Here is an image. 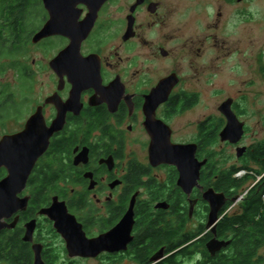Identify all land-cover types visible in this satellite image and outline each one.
<instances>
[{"label":"flooded vegetation","instance_id":"obj_1","mask_svg":"<svg viewBox=\"0 0 264 264\" xmlns=\"http://www.w3.org/2000/svg\"><path fill=\"white\" fill-rule=\"evenodd\" d=\"M249 1L71 0L70 27L45 36L39 35L51 16L44 0L27 8L29 37L16 42L0 39V77L14 70L21 81L17 89L0 81V140L22 131L37 113L48 126L62 116L65 122L52 135L19 195L29 198L27 208L6 220L12 224L19 218L14 227L0 232V244L17 235L32 254L30 264L35 260L34 245L42 244L44 261L53 264L54 253L41 233L43 223L50 222L55 234L62 235L54 221L40 211L51 206L55 197L66 203L86 236L95 238L124 218L136 195L132 240L126 249L70 257L101 262L107 258L114 264H204L210 257L228 252L232 235L223 233V220L247 213L253 193L264 188V107L250 112L229 97L233 111L244 123V134L237 143L221 140L228 121L221 105L219 119L205 117L189 123L195 130L186 135L187 140L175 139L184 132L182 121L178 127L175 122L200 104L202 89L209 88L211 76L225 71L227 32L234 20L241 22L248 13ZM155 91L157 95L149 99ZM149 119L167 124L173 142L197 143V158L208 159L199 184L190 192L178 184L180 173L175 165L152 164ZM12 124L20 128L11 129ZM217 139L235 147L240 165L221 167L215 148L211 144L208 150L202 148L203 142ZM239 148H244L241 156ZM237 166L240 169L234 177L241 186L228 192L217 190L220 175ZM205 171L211 185L202 182ZM7 175V169L1 168L0 180ZM39 185H55L47 189L45 200L37 195ZM209 188L226 196L214 225L216 232L207 227L211 205L204 193ZM41 201L44 203L39 206ZM147 219L148 234L142 230ZM33 220V238L26 241L27 224ZM161 230L169 231L171 239L167 236L158 246L153 245L154 235ZM212 238L230 243L212 255L207 247ZM142 242L148 244L146 257L140 255ZM160 250L162 257L153 262ZM263 252L264 241L256 248L261 264Z\"/></svg>","mask_w":264,"mask_h":264},{"label":"water","instance_id":"obj_2","mask_svg":"<svg viewBox=\"0 0 264 264\" xmlns=\"http://www.w3.org/2000/svg\"><path fill=\"white\" fill-rule=\"evenodd\" d=\"M70 1L44 0L51 17L39 36L58 32L59 28L70 27L68 25L72 18L68 10L71 6ZM155 95H157L156 91L149 95V99L154 98ZM232 103L233 99L228 98L220 106V110L228 120L220 136L222 141L237 143L244 134V123L233 111ZM64 122V116H62L48 126L43 117L37 113L28 119L22 131L7 134L0 140V169L4 167L8 171V175L0 180V232L5 228L14 227L19 219L18 216L12 224L7 223L6 220L18 211L27 208L29 198H21L19 195L25 190L28 178L37 161L47 151L52 135L63 128ZM148 130L151 135L149 150L152 164L175 165L180 173L178 184L182 185L186 192H190L194 185L199 184L202 167L208 161V159L199 160L197 158L198 144L173 142L171 128L161 120L149 119ZM243 151L244 148H239L238 156H241ZM225 197L224 193L217 192L214 188H209L204 193V198L211 205L207 227H212L214 232H216L214 225L218 220V213L225 202ZM136 198L135 195L127 214L112 230L95 238L86 236L82 224L78 222L75 215L69 212L66 203L58 200V197L54 198L51 206L42 208L40 214H45L54 221L55 228L66 240L70 256H97L105 250L126 249L132 240ZM35 227L36 220L27 224V232L24 236L26 241H32ZM229 243L230 241L212 238L207 247L211 254L215 255ZM42 250V244L34 245V264H46ZM162 255V250H160L152 257V261L160 260Z\"/></svg>","mask_w":264,"mask_h":264},{"label":"rangeland","instance_id":"obj_3","mask_svg":"<svg viewBox=\"0 0 264 264\" xmlns=\"http://www.w3.org/2000/svg\"><path fill=\"white\" fill-rule=\"evenodd\" d=\"M228 32L226 45L229 48V53L223 57L225 60L222 64L225 71L215 72L214 76H211V83H213H209L208 89H202L200 104L191 111V114H186L180 119L177 118L178 121L175 122V125L178 127L181 120L184 128V132H182L184 134L179 132L175 136L177 141L187 140L188 136L186 135H189L191 130H195L194 127L189 126L190 122L205 117L219 119L221 117L219 106L229 97L236 98L240 107L247 106L250 112L257 110L258 107H264V73L262 72L264 67V0H250L248 13L241 22L234 20ZM31 59L30 57L29 61ZM2 80L10 83L16 89L21 83L14 70H10L5 78L0 77V81ZM5 112L6 114L10 113L8 109ZM16 114L21 113L16 111ZM9 117V115L6 116V118ZM10 128L18 129L20 125L12 124ZM211 145L215 148L221 167L227 168L235 163L240 165L234 146L222 143L219 139L212 142ZM208 149L209 145L206 146V150ZM237 167L240 169V166ZM41 233L48 242L51 252L54 253L51 261L53 264H114V260H110V263L107 258L103 259L106 260L104 262L71 258L65 239L55 234V229L50 222L43 223Z\"/></svg>","mask_w":264,"mask_h":264},{"label":"trees","instance_id":"obj_4","mask_svg":"<svg viewBox=\"0 0 264 264\" xmlns=\"http://www.w3.org/2000/svg\"><path fill=\"white\" fill-rule=\"evenodd\" d=\"M2 2V6L4 7L0 11V39L6 38L8 42H16L29 37L26 24V17L29 13L26 12V9L33 7L36 4V0H3ZM4 17H6V20ZM4 21H8L9 24L6 25ZM5 30L7 32H4ZM212 142H203L202 148L212 144ZM238 170L239 168H234L228 174L220 175L215 185L216 189L228 192L232 188L240 187L241 182L234 177V173ZM202 182L205 185H211L209 173L206 171L202 173ZM54 187L55 185H39L37 195L41 200H45L44 195L47 189H54ZM43 203L44 201H41L39 206H42ZM260 214L262 216L258 218L257 216ZM221 226L223 233L231 232L232 235V243L229 251L221 256L210 257L211 260L206 261L204 264H261V260H257L256 248L264 241V188L260 193H253L247 213L244 215L225 217ZM142 230H145L148 234V219L144 221ZM168 234L169 231L162 232V230L156 233L154 235L155 240L153 245L158 246L161 244L169 236ZM10 237L8 242H2L0 244V261L18 264L23 260L30 264L32 254L28 248L21 242L17 235L14 234ZM171 237L169 236V239ZM142 244L144 246L140 255L146 257L148 255V244L146 242H142ZM205 255L210 256L209 252H205Z\"/></svg>","mask_w":264,"mask_h":264},{"label":"built area","instance_id":"obj_5","mask_svg":"<svg viewBox=\"0 0 264 264\" xmlns=\"http://www.w3.org/2000/svg\"><path fill=\"white\" fill-rule=\"evenodd\" d=\"M241 174V171H239L238 173H237V175H240Z\"/></svg>","mask_w":264,"mask_h":264}]
</instances>
